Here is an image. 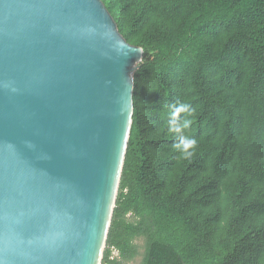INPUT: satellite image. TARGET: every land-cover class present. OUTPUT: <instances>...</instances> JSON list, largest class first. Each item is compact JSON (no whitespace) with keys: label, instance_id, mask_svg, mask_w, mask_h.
<instances>
[{"label":"trees","instance_id":"1","mask_svg":"<svg viewBox=\"0 0 264 264\" xmlns=\"http://www.w3.org/2000/svg\"><path fill=\"white\" fill-rule=\"evenodd\" d=\"M102 1L144 50L102 264H264V0ZM176 101L197 109L190 159Z\"/></svg>","mask_w":264,"mask_h":264},{"label":"water","instance_id":"2","mask_svg":"<svg viewBox=\"0 0 264 264\" xmlns=\"http://www.w3.org/2000/svg\"><path fill=\"white\" fill-rule=\"evenodd\" d=\"M143 55L102 0H0V264H101Z\"/></svg>","mask_w":264,"mask_h":264},{"label":"clouds","instance_id":"3","mask_svg":"<svg viewBox=\"0 0 264 264\" xmlns=\"http://www.w3.org/2000/svg\"><path fill=\"white\" fill-rule=\"evenodd\" d=\"M134 99L130 103H134ZM164 107L167 110L166 129L175 140L173 148L180 154V158L190 159L198 148V140L185 133L191 128L197 109L188 101L170 102Z\"/></svg>","mask_w":264,"mask_h":264},{"label":"rangeland","instance_id":"4","mask_svg":"<svg viewBox=\"0 0 264 264\" xmlns=\"http://www.w3.org/2000/svg\"><path fill=\"white\" fill-rule=\"evenodd\" d=\"M138 242H139V243H142L141 240H139ZM104 250H105V249H104ZM113 253H114V255H117V251H114ZM142 258H143V256L140 255V256H138L134 261L130 262L129 264H141V262H142ZM101 264H102V262H101Z\"/></svg>","mask_w":264,"mask_h":264}]
</instances>
